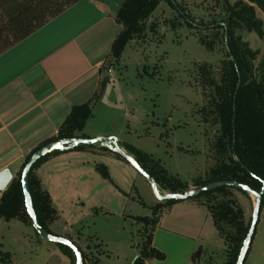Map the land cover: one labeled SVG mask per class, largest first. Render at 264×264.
Masks as SVG:
<instances>
[{
	"label": "crops",
	"instance_id": "obj_1",
	"mask_svg": "<svg viewBox=\"0 0 264 264\" xmlns=\"http://www.w3.org/2000/svg\"><path fill=\"white\" fill-rule=\"evenodd\" d=\"M123 2L0 0V171L8 168L15 178L30 154L58 135L72 106L95 98L104 77L109 82L98 94L92 116L81 133L88 138L115 136L127 152L125 145L133 143L119 132L147 128L146 122L134 114L132 125L122 121L110 127L89 124L94 119L93 109L111 102L108 95L114 85V68L104 72L103 66L122 29L115 16ZM135 40L131 43L136 44ZM128 115L130 112H125L123 117ZM202 133L204 147V129ZM102 147L95 144L94 148L52 153L34 169L57 211L54 223L59 222L58 231L48 227L75 242L84 253L93 240L98 245L113 246L119 264H132L140 251V246L132 245L138 230L134 217L139 216L134 197L138 187L147 184L127 161ZM97 165L106 167L109 179L98 172ZM213 167L205 163V178ZM193 182L192 177L188 190L195 187ZM158 203L156 200L151 207ZM4 223L27 232L24 242L34 246L35 254L45 251L47 258L57 260L54 264H72L59 246L28 234L31 225L18 218L0 217V224ZM210 225L214 226L211 215L198 199L163 207L152 232V246L163 252L164 258L149 259L145 264H194L193 255L198 248L203 250L202 236ZM2 234L1 248L14 262L15 252L7 249L8 238ZM93 262L94 258L87 259L85 254L84 264H98Z\"/></svg>",
	"mask_w": 264,
	"mask_h": 264
},
{
	"label": "rangeland",
	"instance_id": "obj_2",
	"mask_svg": "<svg viewBox=\"0 0 264 264\" xmlns=\"http://www.w3.org/2000/svg\"><path fill=\"white\" fill-rule=\"evenodd\" d=\"M224 1L178 0V4L195 22L211 26L212 22L227 17ZM227 1L232 5L237 0ZM255 13L264 22V13L256 6ZM150 16L152 17L146 21L143 36L135 38L136 44L129 41L118 60L110 53L104 62V72L114 68L115 76L111 79V84L114 85L108 95L110 96L108 101L111 102L105 106L97 105L93 109L94 119H91L89 124L110 127L122 121L124 124L132 125L135 124V119L131 117L134 114L140 121L146 122L147 128L136 127L137 131L131 130L127 133L122 131L119 132L120 136L130 144L133 143L132 146L134 145L136 149L143 150L153 161L159 162L169 176L188 185L192 177L194 180L205 179L206 162L215 167L222 159L228 161V152H221L216 145L219 133L218 125L213 124L214 117L211 114L212 107L209 102L211 89L203 86L202 77L203 67L218 76L220 62L225 58L222 30L213 27L208 29L188 27L177 11L165 1L160 2ZM237 34L251 49L264 51V37L245 30L238 31ZM200 38L205 39L212 47L202 45ZM104 78L100 82L97 94L103 85L109 82L108 78ZM125 112H130V116L123 117ZM202 128L205 132L204 147ZM143 180L147 185L138 187V193L135 192L134 197L139 206L137 214L151 216V206L157 198L147 181ZM160 192L164 193L161 190ZM232 193L243 209L245 222H248L255 198L237 190H233ZM220 198H222L220 193L208 197L211 203ZM199 200L203 203L207 198L202 196ZM166 202L159 201L162 204ZM58 224V221L55 223L53 221L49 223V227L58 231ZM137 224L138 230L132 238L134 246L141 245L142 230L145 228L142 223ZM31 228L32 226L28 229V234L35 236L36 233ZM0 232L8 238L7 249L15 252L14 262L11 257L8 259L0 255V264L57 262L54 257L47 258L45 251L35 254L34 246L26 245L24 242L28 236L21 228L7 226L4 223L0 224ZM202 239L203 250L194 257V264H229V246L219 237L213 225L206 229ZM112 247L105 243L98 245L90 240L85 254L87 259L94 258L93 263L119 264ZM1 250L4 251L3 247ZM244 264H264V205L260 210L256 233Z\"/></svg>",
	"mask_w": 264,
	"mask_h": 264
},
{
	"label": "trees",
	"instance_id": "obj_3",
	"mask_svg": "<svg viewBox=\"0 0 264 264\" xmlns=\"http://www.w3.org/2000/svg\"><path fill=\"white\" fill-rule=\"evenodd\" d=\"M162 1L167 2L175 9L190 28L208 29L213 27L222 30L221 38L225 47V58L220 62L218 76L213 75L210 69L203 67L202 77L204 78L203 86L211 89L209 93L211 114L214 117L213 124L218 125L219 133L216 145L221 149V152H228V161L222 159L223 161L221 160L211 169L207 178L195 179L193 185L200 187L213 181L234 180L249 185L253 190L260 191L264 184V51L251 49L246 42L242 41L237 32L245 30L264 37V22L255 13V6L264 13V0H237L232 5H229L225 0L224 9L227 12V17L218 22H212L211 26L195 22L193 18L184 13L178 0H124L115 16L116 22L122 26V29L113 40L110 49L115 60L119 59L122 50L129 41L143 36L147 19ZM199 41L206 47H212L203 38H200ZM97 98L98 94L92 101L72 106L58 135L46 140L38 148L59 139L87 138L81 131L92 115V108ZM94 147L95 145L80 144L69 150ZM102 148L107 150L105 147ZM125 149L155 180L158 189H167L171 193L188 191L187 184L169 176L166 170L159 165V162L153 161L146 153L131 145H125ZM57 152L59 151L52 153ZM50 154L38 160L32 167L29 174V187L39 223L48 232L58 235L48 227L49 223L57 219V211L34 172L41 161ZM115 155L125 160L118 154ZM96 168L104 178L109 179L106 167L97 165ZM21 170L11 180L7 188L1 192L0 217L5 220L18 218L31 225L24 206L20 182ZM233 190L237 189L220 187L202 192L194 197L198 200L202 196L207 198V201L202 204L210 213L220 238L229 246V264H235L250 224V220L245 222L243 209L234 197ZM214 193L222 194V198L211 203L208 197ZM177 201L179 200H168L165 204H156L152 207L151 216L134 217L136 222L142 223L145 228L142 230L143 237L139 255L132 264H145L149 259L161 260L164 258V253L152 246V232L158 223L163 207ZM262 205H264V197H262L261 208ZM57 245L70 257L72 264H75L73 252L64 245ZM79 249L84 261L85 253L81 248ZM200 252L201 247L196 250L193 258ZM0 255L10 259L9 252L1 250V245Z\"/></svg>",
	"mask_w": 264,
	"mask_h": 264
},
{
	"label": "water",
	"instance_id": "obj_4",
	"mask_svg": "<svg viewBox=\"0 0 264 264\" xmlns=\"http://www.w3.org/2000/svg\"><path fill=\"white\" fill-rule=\"evenodd\" d=\"M95 145L100 144L105 147L107 150L113 152L114 154H118L122 158H124L137 172L140 174L150 185L153 194L157 198L158 201H168V200H185L188 198H194L202 192H208L215 190L220 187H230L244 192L245 194L252 195L255 198V204L253 207V211L250 218V224L246 236L242 242L239 253L237 255L235 264H244L250 250L252 244V238L256 232V227L259 221V215L261 210L262 197H264V184H262V188L260 191H256L251 189V187L245 183L238 181H228V180H220L209 182L204 186L192 188L184 193H161L156 185L155 180L141 167V165L136 161V159L125 150H123L119 144L118 140L115 136H96L90 138H66L59 139L50 143H47L40 148L36 149L28 158L25 165L23 166L20 174V182L21 189L24 197V206L26 214L31 222V226L35 231L36 235L42 239L55 244H61L68 247L74 254L75 264H84L82 253L79 247L75 242L70 240L67 237L61 235H55L48 232L46 229L42 227L39 223L33 199L30 192L29 187V174L31 172L34 164L43 158L44 156L54 152V151H66L77 145ZM13 179V175L8 168H5L0 171V192H3L11 180Z\"/></svg>",
	"mask_w": 264,
	"mask_h": 264
}]
</instances>
